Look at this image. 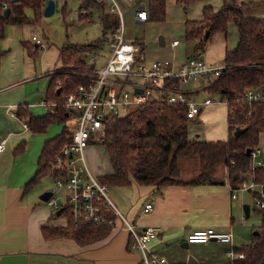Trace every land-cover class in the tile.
Segmentation results:
<instances>
[{
  "label": "crops",
  "instance_id": "crops-1",
  "mask_svg": "<svg viewBox=\"0 0 264 264\" xmlns=\"http://www.w3.org/2000/svg\"><path fill=\"white\" fill-rule=\"evenodd\" d=\"M237 1L239 3H264V0ZM45 5L43 3L42 11ZM191 6L184 9L185 12H189ZM263 7L264 5L255 8ZM92 9L101 11L96 8ZM104 10L106 9L103 7V12ZM249 12V16L258 18L255 13L250 14ZM262 12H264L263 9L259 13ZM86 15H89V13H86ZM148 22L136 24L143 25ZM25 25L29 24L11 26L23 28ZM105 33L103 38L97 40L89 49L90 51L85 53L87 58L94 51L99 50L101 52L102 58H99L95 66L102 65L104 57L110 51L109 47L102 43V40L106 41L108 45L111 31ZM33 37L37 36L32 35L28 43H24L40 49L32 40ZM162 37L164 45H157L156 40L158 50L152 53H150L149 47L144 41L132 42L141 46L148 59L170 60L175 67H179L189 56L195 53H189L186 46L182 52H177L181 45L180 38L167 41L164 36ZM38 39L45 44V48L41 49L42 52L44 53L45 50H47L46 53L50 52L47 43L40 38ZM174 40L178 41V45L172 47L171 43ZM24 43L23 46L21 45V51H25ZM26 50L28 54L32 55V48ZM9 51L10 49H4L5 54L1 59L0 69L4 66L5 61L2 60ZM226 51L229 50L225 49ZM106 53L108 54L106 55ZM164 54L166 55L163 56ZM23 61L26 66L25 74L28 73L32 76L34 74L33 78L36 77L32 62L26 58H23ZM205 63L211 66L223 65L206 61ZM61 66L59 49H57L55 54L44 62L45 77L48 78L45 94L39 90L26 94V87L20 91L18 86H21L24 82H18L19 75L16 72H11V75L8 76L0 74V82L4 83L0 87V141H5L3 151L0 153V264H140L138 253L129 249L130 234L121 226L119 220L116 228L110 227L111 231L106 238L88 245H80L71 238L48 239L44 236L43 230L45 228L59 229L67 226L68 211L65 209L63 199L59 200L55 216L65 218V222L60 223L54 218L51 210L48 209L53 207L47 206V200L43 201L41 199L44 193H50V190L46 189L44 179L49 176L54 182L51 174L41 177L30 187L28 184L38 171L45 143L57 138L60 134L53 138L49 137L47 131L52 124L44 132H33L24 120L17 117V111L20 107H25L35 118L55 113V109L52 112L49 111L44 103H53L46 96L50 83L48 75L57 71ZM11 67L14 69L15 63L11 62ZM202 86V83H191L185 87V90L190 92L191 98L194 99L202 92L209 94L208 90ZM216 105L218 104L201 107V112L195 119L200 121L201 117L206 114L205 110ZM68 124V121H65L67 127ZM226 138H228V130L227 136L222 134L220 138H207L205 141H225ZM259 145L264 146V133L260 135ZM103 150L109 167L108 173L102 176L111 175L113 169L104 146ZM262 157L264 158L263 152ZM212 181V183L198 185H171L159 190L155 187L139 186L136 183L124 187L109 188L119 189L118 193H112V197L119 205L122 212L119 213L134 224L137 231L149 226L160 228L157 238L150 243V248L160 256L165 257L169 264H229V260L225 255L229 245L215 241L206 244H191L187 242L188 234L194 230L205 228L231 232L233 235L231 246L237 249L252 242L255 231L250 237L249 225L252 224L253 227L254 225H263L264 216L259 215L260 211L255 210L258 217H252L249 223L245 221L247 217L243 207L248 205L247 203L254 198V195L249 192H238L236 198H232L225 165L214 171ZM147 203H152L154 209L145 213L143 209ZM248 206L249 218L251 216V206ZM59 210L61 212L57 214Z\"/></svg>",
  "mask_w": 264,
  "mask_h": 264
},
{
  "label": "trees",
  "instance_id": "trees-1",
  "mask_svg": "<svg viewBox=\"0 0 264 264\" xmlns=\"http://www.w3.org/2000/svg\"><path fill=\"white\" fill-rule=\"evenodd\" d=\"M65 1V0H64ZM80 12L87 8L103 10V5L95 0H79ZM147 7L149 22H162L168 0H140ZM184 9L205 0H173ZM3 4L10 13L4 17ZM264 5L261 2L239 3L237 0H222V7L215 12L212 6H204L200 19L186 20L184 24L185 40L195 43L194 52H203L205 44L217 33L225 34L230 24L237 31L238 42L235 49L224 54L225 68L219 78L207 88L211 95L234 99L248 89L261 92L264 89V18L248 15V11ZM42 0H0V62L4 56L2 42L8 25L38 24L42 17ZM32 11V17L25 13ZM65 6L63 7V12ZM85 12L80 13L81 18ZM103 22L105 16L102 14ZM117 20L105 22V32L117 28ZM208 36L205 37V32ZM91 45L64 44L59 48L62 69L50 73L47 98L56 104L55 113L44 117H33L25 107H20L17 117L27 123L33 132H44L53 123H65L68 117L65 110V97L79 85L85 84L91 77L93 65L89 64L85 53ZM26 49L31 46L24 43ZM41 50V49H40ZM90 71V73H88ZM88 73V74H87ZM235 116L227 117L228 138L225 141H194L188 138L186 110L183 106L163 103L144 104L129 111L125 116L115 118L106 128L100 143L108 153L113 169L111 175L102 176L99 181L108 187H124L131 183L139 186L162 189L166 186L180 184L212 183L211 171L219 164L227 168V180L231 188L237 189L249 179L251 159L246 155L259 147V138L264 133V104L257 102L232 104ZM251 111L250 116L246 114ZM245 129L238 137L235 130ZM70 132L66 125L61 134L45 143L36 175L28 186L35 184L41 177L50 175L47 171L51 158L69 141ZM197 157L199 172L188 182L181 180L180 158ZM255 180L264 179V166L255 169ZM264 216V210H259ZM48 239L65 237L88 245L106 238L111 231L107 226H89L75 224L67 216V226L59 229H44ZM252 242L237 249L244 253L243 259L235 264H264V225L253 235Z\"/></svg>",
  "mask_w": 264,
  "mask_h": 264
},
{
  "label": "built area",
  "instance_id": "built-area-1",
  "mask_svg": "<svg viewBox=\"0 0 264 264\" xmlns=\"http://www.w3.org/2000/svg\"><path fill=\"white\" fill-rule=\"evenodd\" d=\"M47 1L42 0V3L46 4ZM95 1L105 6L108 12L118 14L119 23L111 32L108 42L110 51L104 57L103 64L100 67L95 66L99 58H102L99 50L91 53L87 58L88 63L93 65L91 77L65 97L70 137L48 164L47 171L53 176L54 185L46 203L49 207L57 208L58 201L63 199L65 209L75 224L116 228L119 220L121 226L130 234L129 249L138 253L140 264H169L165 257L150 248V243L157 238L160 228L149 226L137 231L134 224L115 209L108 198L109 187L87 169L84 150L89 145L100 143L107 126L115 118L123 117L141 105L163 103L183 106L187 119L191 121L200 114L201 107L223 104L227 117H234L233 103L251 106L260 101L264 104V89L261 92L248 89L234 99L219 96L216 101L208 97L200 102L193 100L185 87L191 83H202V87L207 89L221 76L225 66L207 65L202 59L203 52H195L179 67H175L170 60L148 59L141 46L124 41L123 14L128 11L123 0ZM126 1L135 4L130 13L135 23L148 21L147 7L142 1ZM2 7L6 9L7 5L3 4ZM32 40L40 49L45 48V44L37 37ZM177 45V40L172 41V47ZM44 104L51 112L56 108V104ZM250 114L251 111L246 116ZM4 143V140L0 141V153ZM250 159L249 179L243 181L237 189L230 187L231 196L236 198L238 192H249L254 195L256 209L264 210V179L256 182L254 175L255 169L264 166L260 147L250 152ZM153 209V204L147 203L143 211L148 213ZM232 239L231 232L213 228L194 230L187 236V242L191 244L215 241L229 245L225 255L229 264H235V261L243 259L245 255L235 252L231 246Z\"/></svg>",
  "mask_w": 264,
  "mask_h": 264
},
{
  "label": "rangeland",
  "instance_id": "rangeland-1",
  "mask_svg": "<svg viewBox=\"0 0 264 264\" xmlns=\"http://www.w3.org/2000/svg\"><path fill=\"white\" fill-rule=\"evenodd\" d=\"M55 2V11L51 16L45 17L42 16L38 24H29L25 27H16L8 25L5 31V39L2 42V49H10L9 53L4 57L2 61H5L4 66L0 69L2 76L11 75L10 73H17L19 75L18 82H24L21 84L19 90L21 91L26 87L27 93L34 92L36 90L41 91L45 94L47 87V77H45L44 62L48 58L52 57L55 54V50L61 48L64 44H73V45H88L94 44L97 40H101L105 33V22L110 23L113 20H117L119 23L118 14L110 13L106 10L96 11L95 9L89 8L87 11L84 9L81 10L82 13H89L86 15L85 19L80 17V1L79 0H54ZM126 6L128 13L123 14V23H124V41L126 42H145L148 45L150 53L157 51L158 47L156 45V38L159 35H162L166 38L167 41L172 40L173 38H180L181 45L178 48L177 52H182L187 47L189 53L195 51V43L186 41L184 35V24L186 20H196L201 17V10L204 6H212L215 12H218L222 7V0H205L196 4H193L189 12H185L184 7L177 5L173 0H168L165 19L162 22H148L146 24L140 25L136 24L131 16L135 4L129 1H122ZM65 6V11L63 12V7ZM106 9V7L104 6ZM263 8H255L249 13H255L258 18H264ZM28 17H32V11L27 9L25 11ZM102 14L105 16V22H103ZM32 35H36L38 38L44 40L47 43V46L50 48V52L46 53L47 50L42 52V50L37 49L32 45V55L27 53V50L21 51V45L23 46L24 42L30 40ZM109 38L108 35H106ZM238 42V36L236 28L233 24H230L228 31L225 34L217 33L214 34L208 42L205 44L204 51L202 53V59L206 62L223 64L224 63V52L225 49L229 51L233 50L235 45ZM102 43L107 42L102 40ZM101 43V44H102ZM152 44L151 46L149 44ZM20 46V47H19ZM108 51V47H107ZM106 51V52H107ZM108 53H106L107 55ZM167 54V53H166ZM164 54L163 56H165ZM30 58H29V57ZM179 56V55H178ZM23 58L29 59L32 62V67L36 72V77L33 78L32 75L25 74L26 66L24 64ZM32 58V59H31ZM11 62L15 63V68L12 69ZM101 66V65H100ZM97 66V67H100ZM57 69V71L61 70ZM54 74V73H52ZM37 78V79H36ZM2 81L0 82V87L3 85ZM16 88V87H15ZM210 98L212 100H219L218 95L206 94L204 92L198 94L194 97L193 100L199 102L205 98ZM32 100V99H31ZM206 114L201 117V120H191L188 123V138L189 140L194 141H205L207 138H220L222 134L227 136V114L226 108L223 104H218L216 106H211L207 108ZM199 121V122H198ZM65 123H54L48 129L47 133L50 138L56 137L61 134L63 128H65ZM70 125L68 126V128ZM46 133V134H47ZM227 139V138H226ZM262 149L264 156V146L259 145ZM84 163L90 173L97 179L100 176L108 173V162L104 155L103 146L101 144H92L89 145L84 150ZM263 158V157H262ZM264 160V158H263ZM179 167L181 169V180L188 182L193 180L199 172V161L197 157H186L180 158L178 161ZM223 164H219L213 168L211 175L214 174V171L219 167L222 168ZM98 170V171H97ZM46 189L50 190L54 182L51 177L47 176L45 179ZM118 188H109L108 198L112 202L113 206L118 212H121L119 205L114 201L112 193H118ZM247 193V192H245ZM251 206V216L245 221L249 223L252 217H258L255 214L256 207L254 206V198L247 203ZM253 204V205H252ZM51 210L54 218L60 223L65 222V218H57L55 216L56 208H48ZM122 210V209H121ZM259 211V210H258ZM122 213V212H121ZM261 215V214H259ZM262 216V215H261ZM264 225V222H263ZM262 227L260 225H249V236L251 237L254 231H258ZM248 240V239H247ZM248 242V241H246Z\"/></svg>",
  "mask_w": 264,
  "mask_h": 264
},
{
  "label": "water",
  "instance_id": "water-1",
  "mask_svg": "<svg viewBox=\"0 0 264 264\" xmlns=\"http://www.w3.org/2000/svg\"><path fill=\"white\" fill-rule=\"evenodd\" d=\"M19 0H13V2H18ZM54 11H55V2H54V0H48L47 1V3H46V5H45V7H44V9H43V11H42V14H43V16H45V17H48V16H51L53 13H54ZM9 12H10V9L9 8H7L5 11H4V17H7L8 16V14H9ZM208 31H206L205 32V37H207L208 36ZM157 42H158V45H160V46H163L164 45V41H163V37L162 36H159L158 38H157ZM138 92H140V90L138 91ZM245 131V129H239V128H237L236 130H235V132H234V136L235 137H238L240 134H242L243 132ZM250 149H247L246 150V155L247 156H250ZM50 197V193L49 192H46V193H44L42 196H41V199L43 200V201H46V200H48V198ZM243 209H244V213H245V215H246V217L248 218V216H249V206L248 205H245L244 207H243ZM61 212V210H59L58 212H57V214H59ZM258 234V231H255L254 232V235H257Z\"/></svg>",
  "mask_w": 264,
  "mask_h": 264
}]
</instances>
